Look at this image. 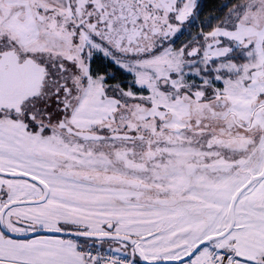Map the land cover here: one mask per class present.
<instances>
[{
	"label": "snow or ice",
	"instance_id": "6c2138e0",
	"mask_svg": "<svg viewBox=\"0 0 264 264\" xmlns=\"http://www.w3.org/2000/svg\"><path fill=\"white\" fill-rule=\"evenodd\" d=\"M0 264H264V0H0Z\"/></svg>",
	"mask_w": 264,
	"mask_h": 264
}]
</instances>
